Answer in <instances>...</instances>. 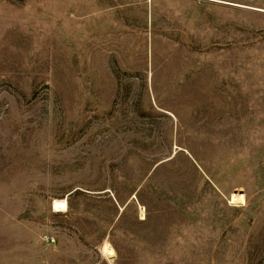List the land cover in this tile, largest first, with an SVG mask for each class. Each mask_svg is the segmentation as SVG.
<instances>
[{
    "label": "rangeland",
    "instance_id": "rangeland-1",
    "mask_svg": "<svg viewBox=\"0 0 264 264\" xmlns=\"http://www.w3.org/2000/svg\"><path fill=\"white\" fill-rule=\"evenodd\" d=\"M0 264H264V0H0Z\"/></svg>",
    "mask_w": 264,
    "mask_h": 264
},
{
    "label": "bare ground",
    "instance_id": "bare-ground-1",
    "mask_svg": "<svg viewBox=\"0 0 264 264\" xmlns=\"http://www.w3.org/2000/svg\"><path fill=\"white\" fill-rule=\"evenodd\" d=\"M52 206L55 211L67 210L68 209L67 198L54 199Z\"/></svg>",
    "mask_w": 264,
    "mask_h": 264
}]
</instances>
